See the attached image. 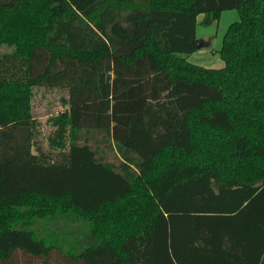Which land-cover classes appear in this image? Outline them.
<instances>
[{
	"label": "trees",
	"instance_id": "16d2710c",
	"mask_svg": "<svg viewBox=\"0 0 264 264\" xmlns=\"http://www.w3.org/2000/svg\"><path fill=\"white\" fill-rule=\"evenodd\" d=\"M75 1L0 0V264H264V0Z\"/></svg>",
	"mask_w": 264,
	"mask_h": 264
},
{
	"label": "rangeland",
	"instance_id": "374dc122",
	"mask_svg": "<svg viewBox=\"0 0 264 264\" xmlns=\"http://www.w3.org/2000/svg\"><path fill=\"white\" fill-rule=\"evenodd\" d=\"M84 0H78L73 2L74 6L78 8L83 4ZM203 16H199L196 30V39L198 42V50L188 57V61L209 68H221L223 67V61L220 59L218 52L222 47V42L225 33L227 32L229 26L240 20V16L238 11L229 10L224 11L221 14V18L219 21L214 22L210 26H203L200 22L203 20ZM67 100V92L60 88H36L34 90V95L32 97L33 109L32 113L36 119L37 124H39V128L37 129L36 140L38 144H40L43 152H49L48 149V135L50 133L51 127L46 125V120L48 117L55 116L61 110L65 109V102ZM52 156V153H50ZM54 154L52 158L54 159ZM108 157L112 162L116 161L114 153H108ZM45 225V226H44ZM40 228H44L46 226L45 223H38ZM64 226V225H63ZM60 226L59 228L63 230V232L68 235L69 233L77 232V227H80L78 224L76 226L65 228ZM52 231L53 227L49 226L48 228ZM41 230V229H40ZM44 233V232H43ZM41 233V235L43 234ZM48 236V235H46ZM79 234H77L74 239L78 238Z\"/></svg>",
	"mask_w": 264,
	"mask_h": 264
},
{
	"label": "water",
	"instance_id": "95a60500",
	"mask_svg": "<svg viewBox=\"0 0 264 264\" xmlns=\"http://www.w3.org/2000/svg\"><path fill=\"white\" fill-rule=\"evenodd\" d=\"M199 48V47H198Z\"/></svg>",
	"mask_w": 264,
	"mask_h": 264
}]
</instances>
